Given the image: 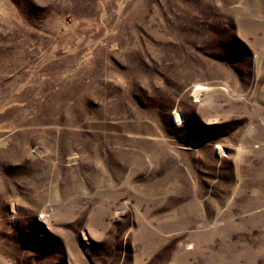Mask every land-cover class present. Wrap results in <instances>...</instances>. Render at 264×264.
<instances>
[{
	"label": "rangeland",
	"instance_id": "1",
	"mask_svg": "<svg viewBox=\"0 0 264 264\" xmlns=\"http://www.w3.org/2000/svg\"><path fill=\"white\" fill-rule=\"evenodd\" d=\"M0 264H264V0H0Z\"/></svg>",
	"mask_w": 264,
	"mask_h": 264
},
{
	"label": "bare ground",
	"instance_id": "2",
	"mask_svg": "<svg viewBox=\"0 0 264 264\" xmlns=\"http://www.w3.org/2000/svg\"><path fill=\"white\" fill-rule=\"evenodd\" d=\"M202 90H203V87L201 85H197L195 86V88L193 89V95L194 97L198 98L200 95H202ZM177 116V119H179V115H176ZM180 120V119H179ZM179 122V121H178ZM238 146V145H237ZM220 152L223 151L222 149H220ZM236 167V166H235ZM249 169V168H248Z\"/></svg>",
	"mask_w": 264,
	"mask_h": 264
}]
</instances>
